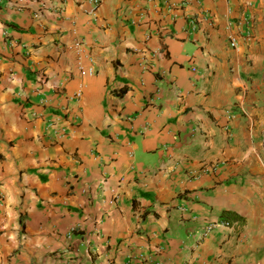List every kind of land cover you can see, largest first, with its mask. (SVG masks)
<instances>
[{"label": "crops", "instance_id": "0c3cea01", "mask_svg": "<svg viewBox=\"0 0 264 264\" xmlns=\"http://www.w3.org/2000/svg\"><path fill=\"white\" fill-rule=\"evenodd\" d=\"M0 264H264V0H0Z\"/></svg>", "mask_w": 264, "mask_h": 264}, {"label": "built area", "instance_id": "2783aa9c", "mask_svg": "<svg viewBox=\"0 0 264 264\" xmlns=\"http://www.w3.org/2000/svg\"><path fill=\"white\" fill-rule=\"evenodd\" d=\"M92 1L97 5L100 0H92ZM235 43H236L235 40H232V45H235ZM73 45H74V48L76 49V51L78 53H81L82 54V52L84 50V47H85L84 41L82 39H76V40H74ZM78 69L80 70V72L83 75L93 74V72H94V70H93L92 67H85L81 62H79ZM218 223H219V221L218 222L214 221V222L208 223L207 226L204 228V233H207L208 231H210ZM220 223L227 225L228 224V221H222Z\"/></svg>", "mask_w": 264, "mask_h": 264}]
</instances>
